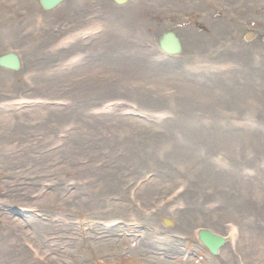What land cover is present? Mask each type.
Segmentation results:
<instances>
[{
	"label": "rangeland",
	"instance_id": "obj_1",
	"mask_svg": "<svg viewBox=\"0 0 264 264\" xmlns=\"http://www.w3.org/2000/svg\"><path fill=\"white\" fill-rule=\"evenodd\" d=\"M92 2L93 15L107 7L106 56L100 63L98 52L89 54L74 71L72 35L84 24H74L72 0L48 13L38 0H0V55L14 52L22 60L19 72L0 71V264H264V0ZM78 5L84 8L85 0ZM167 31L182 40V57L159 51ZM249 32L254 37L247 41ZM71 113L94 145L72 159L92 167L75 179L61 172L71 161L68 151L47 155L45 147L57 142L40 133L56 120L59 129L76 123L68 121ZM150 128V135L129 133ZM174 131L199 137L185 143L175 140L184 135H162ZM59 135L66 134L57 135L63 143ZM131 135L136 144L150 136L170 147L191 144L186 154L209 171L205 180L214 182V196L199 201L191 235L176 230L190 216L177 199L180 184L139 199L137 185L158 174L149 170L131 182L127 173L120 176L125 188L119 186ZM60 176L67 184L57 194ZM76 186L87 188L79 209ZM162 218L176 226L166 228ZM151 219L160 230L154 240L165 248L155 251L156 261L138 255ZM197 226L233 241L214 257L199 243ZM107 232L111 241L102 245Z\"/></svg>",
	"mask_w": 264,
	"mask_h": 264
},
{
	"label": "bare ground",
	"instance_id": "obj_2",
	"mask_svg": "<svg viewBox=\"0 0 264 264\" xmlns=\"http://www.w3.org/2000/svg\"><path fill=\"white\" fill-rule=\"evenodd\" d=\"M32 34L28 36V38H32ZM47 67H49V64L46 63L45 64ZM103 69H105L103 67ZM97 71V70H95ZM107 72V71H106ZM63 118L61 119H68L65 116H62ZM45 121L51 123L54 118L53 117H46L44 119ZM74 120L76 123L74 122H69L66 125L67 126H63L61 129H59V125H57V120L54 121L55 123L53 125H45L42 126L40 133L42 136V140L44 141H53L56 140L57 143L53 144L52 146H47L45 147L48 151L47 155H51V156H56L59 153H64L68 151V160L70 159L71 161L68 162L65 166V170L61 169L62 173H65V175L67 173L70 174V176L72 175L73 179L74 176L78 175V172L80 174V172H83V169H86L88 173H90V170L92 169V167L86 166V167H80L77 166L74 161L72 159H75V156L77 154H82V146H86L88 147L87 151H85V153H90L91 152V148L94 146L93 144L87 142V138L88 137H84L85 136V132H90L89 130H86L87 128H81V127H77V123L81 124L83 123L82 120L78 119V115L75 113L73 115V113H71V115L69 116V120ZM65 127H68L67 129H65ZM60 130V131H59ZM135 130V131H134ZM151 130L150 129H133L131 131H129V133H134V135H144V134H148L147 132ZM85 131V132H84ZM146 133H143L145 132ZM61 132L65 133L66 135L63 136L61 139H64L65 141L63 143H59L60 140H57V135ZM84 132V133H83ZM172 133L171 135H169V132H165L162 133L163 136H165L166 139H170V138H175L177 136V134H181L184 136H181V138H178L180 140H178L177 138L175 139L176 141H184L185 143H188L189 141H193L199 137L198 132H180V131H174V132H170ZM151 133H149L148 135H150ZM198 135V136H197ZM133 135L129 136V143H127L126 145L128 146L127 149L130 150V157H129V164L127 165L126 168L123 169V171L121 173H118L117 175V180L119 181V186H121V188H125L124 187V182L122 181L123 177L120 176H124V174L127 173V177L129 178L128 181L126 179V182H131L133 180H135L136 178L139 179L138 177H142L144 175V173L146 171L152 170L151 172H158L157 175L153 176V178H149L150 181H145L144 183H142V185H137V188L139 189L138 191V197L139 199H144L146 200L147 196H149L148 194H150L151 192H157L155 195H163L165 193H167L172 187L176 186L177 184H180V186H176V188L181 187V191L180 193H178V198L177 199H181L184 200L182 206H183V210H185L184 212L189 214V218H184L183 219V224L187 223L186 226L184 225H180L179 227L176 228V230H181L184 231V234L182 235H191L190 233V226L194 223H192V214H194L197 210H198V203L200 200H206L203 199L204 197H209V195H212L211 193H209V191H211L212 189H214V182L211 183V185H209L206 180L205 177H207V173H209V171H205V169H203L202 171L200 170V164L197 162V160H193V158L186 154V153H191L193 151V148H191V144L189 145H185L183 146L184 148L179 147V145L177 144H173L171 147L169 145L165 146V143L159 144V141L157 139V137L155 136H150L149 141L146 143L145 141H141V143H134L131 142L130 140L132 139ZM160 137V136H159ZM144 139H146V136H143ZM143 139V140H144ZM125 142V141H124ZM183 142V143H184ZM153 143H157V145L155 146H151L153 145ZM184 143V144H185ZM125 144V143H124ZM51 151H53L54 153H50ZM56 151V152H55ZM150 159L149 162H147V160ZM82 160H86V159H82ZM137 160V162H136ZM91 162H93L91 160ZM149 163V164H147ZM97 164V163H96ZM151 166V167H150ZM114 168V167H112ZM95 169V168H93ZM155 170V171H153ZM40 172L43 173V165L41 166ZM123 173V174H122ZM130 173V174H128ZM99 175V173H98ZM204 175V176H203ZM147 179V178H146ZM71 181V180H70ZM57 182H60L58 187L56 189H54L53 191L57 194L60 193V189L62 188L63 184H67V180L66 177H63L58 179ZM148 182V183H147ZM129 183H126V188L129 189L128 187ZM93 185V184H92ZM136 185V184H135ZM209 185V186H208ZM118 186V187H119ZM93 187L97 188L98 186H94ZM84 189L87 188H80L78 186L75 187V198H77V203L75 204L74 208L79 209L82 208L81 204L82 202H85L84 198H81L83 195L80 191H83ZM121 193V196L123 197V195H125L124 189H120L119 191ZM84 193V191H83ZM128 196L130 197V194H128ZM151 198L150 201V205L152 204V202H154V199H152L153 197H149ZM124 200L126 199V195L124 197ZM123 203V201H122ZM80 204V205H79ZM122 206H126L125 204H123ZM69 207H71L69 205ZM152 212H154V210L152 209ZM154 217V216H153ZM151 221H154V219H151L149 221H145L146 225L148 226V231L144 232L146 234V236H142V238L144 237V241H142L141 243V247L139 249L138 255L139 256H147L148 259H153L154 261H156V257H158V255H155V251H162L165 248H159V246H157L156 241L154 240L156 239L155 232L157 229L159 228H155L157 227V223L154 221V223H152ZM186 221H190V222H186ZM180 221H178L179 223ZM176 222H173V224ZM144 224V223H143ZM176 226V224H175ZM189 226V227H188ZM192 227V226H191ZM198 230L202 229L201 226H197ZM40 226H37V229H39ZM194 228V227H193ZM153 230V231H152ZM152 231V232H151ZM160 232V230H157ZM151 232V233H150ZM179 232V231H178ZM177 231H174V233H178ZM215 233V232H213ZM109 234V235H108ZM112 232H107L106 235L104 236L103 240H101L102 245H107L110 243L111 239L110 237ZM217 235H220L218 233H215ZM222 236V235H220ZM38 239V236H36ZM132 237H135L134 235ZM141 237H139V239H142ZM32 240H35V237L31 238ZM110 239V240H109ZM233 241V239H232ZM29 242V241H28ZM226 248V247H225ZM224 248V249H225ZM223 249V250H224ZM222 250V251H223ZM221 251V252H222ZM163 257H165V259H167V255L166 253H164ZM231 255H227V257L225 258H221L222 261H226L228 258H230ZM158 260V259H157ZM166 261V260H165ZM167 263H169L168 261H166Z\"/></svg>",
	"mask_w": 264,
	"mask_h": 264
},
{
	"label": "flooded vegetation",
	"instance_id": "obj_3",
	"mask_svg": "<svg viewBox=\"0 0 264 264\" xmlns=\"http://www.w3.org/2000/svg\"><path fill=\"white\" fill-rule=\"evenodd\" d=\"M92 4H93L92 0H85L84 8H79V5L77 6V0H72L71 12H72L74 24H76L77 21L78 22L81 21V24H84L83 29L74 30L72 35V41H71L72 46H71L70 54H72L71 57L73 58L72 65L74 71H76L77 66L79 65L77 62L81 61V59L83 60V58H87L89 54L98 52V55L97 54L96 55L98 56L97 59L100 61V63L104 62V57L106 56L103 39L107 35V23L105 19V17L107 16V7L106 5L103 6L99 4L100 9L98 10L96 7L97 14L93 15L91 13L94 7ZM79 31H81L82 37ZM78 38L83 40V43H78L76 45V40ZM0 71L8 72L2 69H0Z\"/></svg>",
	"mask_w": 264,
	"mask_h": 264
},
{
	"label": "water",
	"instance_id": "obj_4",
	"mask_svg": "<svg viewBox=\"0 0 264 264\" xmlns=\"http://www.w3.org/2000/svg\"><path fill=\"white\" fill-rule=\"evenodd\" d=\"M65 0H39L41 8L48 12L59 7ZM117 4H125L128 0H114ZM248 40L250 37L247 38ZM159 49L169 56H181L184 53L182 42L174 32H167L159 39ZM0 67L18 71L20 60L15 54H7L0 57ZM165 226H172L169 220H163ZM199 239L214 255L226 244L223 237L213 234L209 230L202 229L198 233Z\"/></svg>",
	"mask_w": 264,
	"mask_h": 264
}]
</instances>
